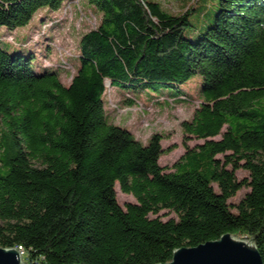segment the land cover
<instances>
[{
  "label": "trees",
  "instance_id": "16d2710c",
  "mask_svg": "<svg viewBox=\"0 0 264 264\" xmlns=\"http://www.w3.org/2000/svg\"><path fill=\"white\" fill-rule=\"evenodd\" d=\"M64 1L0 0V26ZM83 1L100 16L77 40L68 83L0 43V246L21 245L28 264H156L231 232L254 236L264 264V0H191L178 13L158 0ZM190 80L198 104L182 127L203 142L166 170L163 134L143 143L112 123L106 87L176 97ZM115 183L135 201L121 206ZM162 209L177 217L151 216Z\"/></svg>",
  "mask_w": 264,
  "mask_h": 264
},
{
  "label": "rangeland",
  "instance_id": "374dc122",
  "mask_svg": "<svg viewBox=\"0 0 264 264\" xmlns=\"http://www.w3.org/2000/svg\"><path fill=\"white\" fill-rule=\"evenodd\" d=\"M158 1L173 13L183 11L187 2H191V0ZM99 16L97 10L83 0H65L57 10L40 8L24 26L13 30L0 26V43L10 51H34L35 70L39 71L42 64L54 65L61 69V80L68 83L76 67V62L72 59L77 55V40L81 33L98 23ZM7 38L13 40V43ZM26 42L28 43L24 45ZM194 84L195 82L190 80L179 86L182 93L176 97L172 96L174 89L158 91L148 89L139 92L131 88L120 89L118 85H113L108 89L106 87L104 108L112 123L127 127L143 143L153 132L162 133L163 138L160 141L162 153L158 162L169 170L187 148H195L197 144L203 142L202 138L184 133L182 127V121L191 118L198 104L197 83ZM128 96L133 99L130 105L125 103ZM215 138H219V135ZM216 157L222 158V154H217ZM235 174L237 179L248 175L242 167L237 168ZM213 185L217 189L216 185ZM114 187L116 199L121 206L128 201H135L131 194L122 192L117 183ZM248 189L247 186H242L227 201L232 205L237 203ZM151 216H159L161 219L177 217L168 209H162Z\"/></svg>",
  "mask_w": 264,
  "mask_h": 264
},
{
  "label": "water",
  "instance_id": "95a60500",
  "mask_svg": "<svg viewBox=\"0 0 264 264\" xmlns=\"http://www.w3.org/2000/svg\"><path fill=\"white\" fill-rule=\"evenodd\" d=\"M0 264L28 263L16 247L0 246ZM156 264H263V261L254 236L226 232L195 246L178 247L172 251L170 260Z\"/></svg>",
  "mask_w": 264,
  "mask_h": 264
},
{
  "label": "built area",
  "instance_id": "2783aa9c",
  "mask_svg": "<svg viewBox=\"0 0 264 264\" xmlns=\"http://www.w3.org/2000/svg\"><path fill=\"white\" fill-rule=\"evenodd\" d=\"M17 250L19 251V254H20V256L22 257V259L23 260H25L26 262H27V259H26V257H25V250H24V248L21 246V245H17ZM28 263V262H27ZM35 264H39V263H35Z\"/></svg>",
  "mask_w": 264,
  "mask_h": 264
}]
</instances>
